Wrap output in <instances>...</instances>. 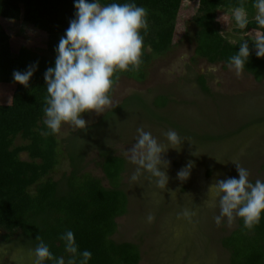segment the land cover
<instances>
[{
    "label": "trees",
    "instance_id": "1",
    "mask_svg": "<svg viewBox=\"0 0 264 264\" xmlns=\"http://www.w3.org/2000/svg\"><path fill=\"white\" fill-rule=\"evenodd\" d=\"M189 1L134 0L148 10L143 63L138 71L117 73L119 78L144 81L151 62L168 53L186 36L189 22L195 26L191 36L195 56L210 64L228 65L229 58L239 51L244 40L235 43L226 40L220 33L217 14L219 10L231 12L240 0ZM252 2L246 0L251 22L244 30L235 29L237 34L261 31L252 20L255 15ZM75 11L74 0H0V238L9 244L11 237L17 236L20 249L28 251L42 239L55 256L67 258L59 236L70 229L80 250L92 252L89 264H139L138 245L112 239L117 230L116 219L124 216L128 208V197L121 183L126 161L105 147L98 149L96 164L108 183L104 186L99 178L82 171L86 150L80 144L71 148L70 170L54 180L52 174L60 164L63 148L56 134L44 137L37 130H46L42 123L47 95L44 73L54 67L55 49ZM17 23H21L22 29L15 36L23 34L21 38L28 41L31 37L38 39L45 45L49 58L25 48L17 56L12 55L9 40ZM26 31L29 33L25 34ZM247 43L250 55L243 72L258 83L264 82V57L256 56L253 41ZM36 62L37 70L27 86L14 81V71L24 72ZM198 82L202 91L207 92L202 77ZM167 103L166 97L159 96L153 107L164 108ZM135 106L146 112L151 110L136 97L127 100L123 108ZM115 114V111L106 114L100 125L110 123ZM93 129L78 133L84 135ZM207 140L210 139L202 138L199 143ZM206 174L209 176L211 170ZM221 246L229 253L230 264H264V216L251 230L238 218L236 229L221 239Z\"/></svg>",
    "mask_w": 264,
    "mask_h": 264
},
{
    "label": "rangeland",
    "instance_id": "2",
    "mask_svg": "<svg viewBox=\"0 0 264 264\" xmlns=\"http://www.w3.org/2000/svg\"><path fill=\"white\" fill-rule=\"evenodd\" d=\"M217 21L220 33L231 43L253 41L258 35L237 34L231 12L219 10ZM186 25V36L151 62L144 81L118 78L111 93L112 105L102 113L90 112L83 117L88 122L86 128H94L92 131L83 135L78 133L83 129L63 125L56 134L63 156L52 174L54 180L70 170L71 148L80 144L86 150L82 171L99 178L104 186L108 183L96 164L98 149L105 147L126 161L121 183L128 208L124 216L116 219L117 230L112 239L138 245L139 264H230L221 239L236 229L238 218L232 224L226 218L219 226L214 222L220 209L218 202L215 208L205 203L211 198L209 188L217 180L238 178L235 163L249 170L253 182L264 180V82L254 81L245 72L237 76L229 65L210 64L197 58L191 38L195 26L190 22ZM14 28L9 40L13 56L25 48L38 56L50 57L38 39L31 37L28 41L21 38L23 34L15 36L22 29L21 23ZM201 77L207 92L199 85ZM159 96L168 100L164 108L153 107ZM132 97L151 108L150 112L136 106L123 108ZM114 111L110 123L100 125L102 118ZM141 127L162 143H166L163 133L169 129L176 130L183 139L179 146L162 154L168 162L162 168L168 176L164 189L146 175L136 182L130 181L136 166L130 163L127 150L135 143L137 129ZM201 137L210 140L201 144ZM189 163V177L179 179L177 173ZM185 209L194 215L183 217ZM149 214L154 216L151 223L146 222ZM17 240L13 236L12 243L6 244L0 238V264H30L29 251L21 250Z\"/></svg>",
    "mask_w": 264,
    "mask_h": 264
},
{
    "label": "clouds",
    "instance_id": "3",
    "mask_svg": "<svg viewBox=\"0 0 264 264\" xmlns=\"http://www.w3.org/2000/svg\"><path fill=\"white\" fill-rule=\"evenodd\" d=\"M74 18L60 38L55 49L54 67L44 73L47 95L44 100V119L46 130L37 129L44 137L58 134L63 125L85 129L87 121L84 113H102L112 105L111 92L118 80L117 73L138 71L143 63L145 36L149 30L148 10L138 6L134 0L119 3L112 0H74ZM255 21L261 30L254 42L257 57H264V0H253ZM231 16L238 29L244 30L251 22L246 0L232 8ZM250 55L247 41L239 46V51L228 60V65L241 75ZM38 62L29 65L24 71H14L15 82L27 86L37 70ZM137 138L127 150L130 163L136 166L130 181L136 182L141 176L151 178L157 187L164 189L168 176L162 168L168 162L162 154L168 148L179 146L183 139L173 129L163 133L166 143H162L150 131L137 129ZM236 164L237 177L217 180L209 188L211 198L205 203L208 207L219 206V214L214 222L219 226L226 218L228 224L237 218L244 227L254 228L264 216V180H250L247 168ZM189 163L177 176L185 180L190 175ZM181 215L190 218L194 213L184 210ZM154 216L149 214L146 222L151 223ZM39 239V238H38ZM59 239L63 241L65 256H55L42 239L29 250L30 264H89L90 250H80L72 230H65Z\"/></svg>",
    "mask_w": 264,
    "mask_h": 264
}]
</instances>
